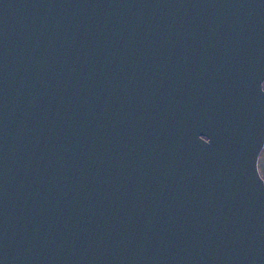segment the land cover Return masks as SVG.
Instances as JSON below:
<instances>
[{"label": "water", "instance_id": "95a60500", "mask_svg": "<svg viewBox=\"0 0 264 264\" xmlns=\"http://www.w3.org/2000/svg\"><path fill=\"white\" fill-rule=\"evenodd\" d=\"M264 0H0V264H264Z\"/></svg>", "mask_w": 264, "mask_h": 264}, {"label": "rangeland", "instance_id": "374dc122", "mask_svg": "<svg viewBox=\"0 0 264 264\" xmlns=\"http://www.w3.org/2000/svg\"><path fill=\"white\" fill-rule=\"evenodd\" d=\"M264 87V85H263ZM261 152L259 153L258 161H259V170L262 178L264 179V146L260 150Z\"/></svg>", "mask_w": 264, "mask_h": 264}, {"label": "flooded vegetation", "instance_id": "af4514ba", "mask_svg": "<svg viewBox=\"0 0 264 264\" xmlns=\"http://www.w3.org/2000/svg\"><path fill=\"white\" fill-rule=\"evenodd\" d=\"M263 85H264V81L262 82V88L264 89ZM257 161H258V160H257ZM258 170H259V161H258ZM263 180H264V179H263Z\"/></svg>", "mask_w": 264, "mask_h": 264}]
</instances>
